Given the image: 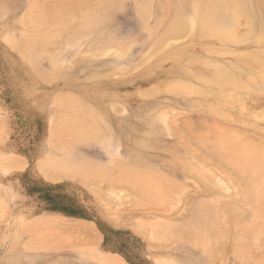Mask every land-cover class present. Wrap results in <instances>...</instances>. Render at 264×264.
<instances>
[{"label":"rangeland","instance_id":"1","mask_svg":"<svg viewBox=\"0 0 264 264\" xmlns=\"http://www.w3.org/2000/svg\"><path fill=\"white\" fill-rule=\"evenodd\" d=\"M205 1L0 0V264H264V0Z\"/></svg>","mask_w":264,"mask_h":264},{"label":"bare ground","instance_id":"2","mask_svg":"<svg viewBox=\"0 0 264 264\" xmlns=\"http://www.w3.org/2000/svg\"><path fill=\"white\" fill-rule=\"evenodd\" d=\"M213 0H207V1H205V3L203 4V5H201V7H196L197 8V10H196V16L197 15H200V13L202 12V11H204L207 7H210V6H213L214 4H213V2H212ZM237 1V0H236ZM196 2V1H195ZM197 2H198V0H197ZM203 2H204V0H203ZM222 2L223 3H221V4H223L224 6H226V7H228L229 8V10L231 11V15L233 16V18H235V17H237V16H239V13H240V11L238 10V8L237 7H235L234 6V4H233V1L232 0H222ZM235 2V1H234ZM240 2V1H239ZM241 3V2H240ZM196 4V3H195ZM198 5V4H197ZM238 5H239V3H238ZM242 4H240V6H241ZM243 7V6H242ZM220 8V7H219ZM218 8V9H219ZM216 14H217V12H216ZM225 15V14H224ZM223 14H222V16L223 17H225ZM227 16V15H226ZM220 17H221V15H220ZM209 18H213V16L211 17V16H209ZM215 18V17H214ZM227 18V17H226ZM229 18V17H228ZM216 20H217V17H216ZM206 21V20H205ZM208 21V20H207ZM218 22H220V21H218ZM224 22V21H223ZM176 23V24H175ZM175 25H178V21H175ZM204 23V22H203ZM235 23V22H234ZM218 24V23H217ZM221 24V23H220ZM203 25H205V23L203 24ZM221 25H223V24H221ZM210 26H211V24H210ZM213 27H214V25H213ZM221 27H223V26H221ZM203 28H205V26L203 27ZM203 28H201V30L203 29ZM88 32V31H87ZM211 32H213L215 35H217V36H219V37H221L222 39H226V38H229L230 36V31L229 30H222V29H212L211 30ZM206 33H208V32H206ZM76 34V33H75ZM205 34V33H204ZM204 34H203V36H204ZM209 34V33H208ZM205 36H206V34H205ZM261 54H262V52H261ZM247 64H249V63H247ZM246 64V65H247ZM260 65V64H259ZM253 67V66H252ZM261 78H263L264 79V72H261L260 73V75H259ZM260 80V79H259ZM231 98V97H230ZM221 118V117H220ZM222 135V134H221ZM225 138V137H224ZM234 138V137H233ZM232 138V139H233ZM235 139H233L232 141H234ZM237 140V139H236ZM240 140V139H239ZM226 142H228V141H226ZM226 142H225V144H221L220 146H226V145H228L227 146V148H225V149H228V152H229V155L227 156L229 159H230V161L234 164V166L235 167H238V168H242V169H245V170H247V171H249V170H251L252 172H253V174H255V172L254 171H256V172H258V173H260V171H264V164L263 163H261V162H259L258 160L260 159L258 156H256L255 154V152H253V153H250L249 151H247V150H245L244 148H246V144L243 146L244 148H242V147H240L241 146V143H240V145L239 146H237V145H230V144H226ZM236 142H239V141H236ZM241 142H243V141H241ZM231 143V142H230ZM236 144V143H235ZM244 144V143H243ZM259 146V145H258ZM248 148H249V146H247ZM259 148V147H258ZM250 149H251V147H250ZM252 150V149H251ZM226 151V150H225ZM227 152V151H226ZM217 156V155H216ZM222 156H224V154H222ZM228 159V160H229ZM49 162V161H48ZM232 164V165H233ZM53 167V166H52ZM45 168V167H44ZM55 169V168H54ZM60 169H62V168H60ZM59 169V170H60ZM65 169V168H64ZM63 169V170H64ZM83 169V168H82ZM235 169V168H234ZM57 170V169H56ZM61 171V170H60ZM248 173V172H247ZM246 173V174H247ZM251 173V172H250ZM141 174H139V176H140ZM134 176H136V175H134ZM251 176H253V175H251ZM140 177H142V175L140 176ZM261 177H263V175L261 176L260 175V177H259V179L261 178ZM133 178V177H132ZM253 178V177H252ZM142 179V178H141ZM257 180L258 181V183L259 184H262L261 183V181L260 180ZM252 181H254V180H252ZM256 181V182H257ZM264 181V180H263ZM151 182V181H150ZM144 183V182H143ZM142 183V184H143ZM148 183V182H147ZM150 184V183H149ZM254 184H256L255 183V181H254ZM146 185V184H145ZM153 185V184H152ZM257 185V184H256ZM255 187V186H254ZM263 191V190H262ZM214 210V209H213ZM215 213V212H214ZM216 217V216H215ZM253 223H254V221H253ZM259 224V223H258ZM263 224V223H262ZM261 229V228H260ZM254 230V229H253ZM252 230V231H253ZM255 230H256V228H255ZM250 232V231H249ZM248 233V232H247ZM254 233V232H253ZM255 233H256V231H255ZM197 234H199V233H197ZM203 234V233H202ZM250 234V233H249ZM203 235H205V233L203 234ZM255 264V263H254Z\"/></svg>","mask_w":264,"mask_h":264},{"label":"trees","instance_id":"3","mask_svg":"<svg viewBox=\"0 0 264 264\" xmlns=\"http://www.w3.org/2000/svg\"><path fill=\"white\" fill-rule=\"evenodd\" d=\"M54 189L55 187H33L31 192L38 195L37 197L45 203L47 210L58 211L69 216H77L78 212L75 211V205L71 202L63 201L60 195L53 192Z\"/></svg>","mask_w":264,"mask_h":264}]
</instances>
